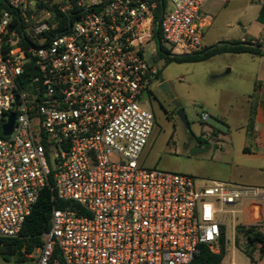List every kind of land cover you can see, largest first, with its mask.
Returning <instances> with one entry per match:
<instances>
[{"label":"built area","instance_id":"built-area-1","mask_svg":"<svg viewBox=\"0 0 264 264\" xmlns=\"http://www.w3.org/2000/svg\"><path fill=\"white\" fill-rule=\"evenodd\" d=\"M165 2L155 22L159 0H0V239L20 236L50 177L56 198L79 208H53L37 256L21 250L31 264H191L204 247L221 254L228 220L235 241L244 201L243 227L264 236L258 188L196 186L190 175L141 164L156 125L144 102L160 81L145 58L155 26L173 55L203 41L207 0ZM78 11L68 32L48 38L56 12ZM19 30L38 46L25 50Z\"/></svg>","mask_w":264,"mask_h":264},{"label":"rangeland","instance_id":"rangeland-1","mask_svg":"<svg viewBox=\"0 0 264 264\" xmlns=\"http://www.w3.org/2000/svg\"><path fill=\"white\" fill-rule=\"evenodd\" d=\"M50 22L55 23V19ZM164 46L171 51L169 45ZM145 58L160 67L161 77L169 89L168 95L185 110L190 127L186 129L176 115L167 118L163 113L153 111L156 125L142 155V166L190 175L195 178L196 186L221 181L255 187L264 192V159L256 156L260 149L251 136L254 109L248 111L242 99L245 93L253 91V83L242 77V70H246L247 64L232 61L234 69L231 72L225 58L167 64L160 57L155 40L146 47ZM203 113L209 115L207 121L202 120ZM209 134L212 136L209 137ZM48 164L51 169H56L53 155L48 158ZM246 206V201L239 206L240 212L235 216L237 227L243 226ZM243 233L236 229L234 241L228 220L225 259L229 261L234 257L239 264H264L261 248L251 247L256 262L246 254L248 243L242 237ZM33 256H37L36 251ZM19 258V252L9 259L0 256V264L32 263L28 259L20 262Z\"/></svg>","mask_w":264,"mask_h":264},{"label":"trees","instance_id":"trees-1","mask_svg":"<svg viewBox=\"0 0 264 264\" xmlns=\"http://www.w3.org/2000/svg\"><path fill=\"white\" fill-rule=\"evenodd\" d=\"M7 1V0H4ZM160 6L158 12L155 17V22L161 17L162 10L166 6L165 0H159ZM51 10V8H49ZM82 11H78L77 13H71L69 15H64L60 13H55V21L59 23V27L53 31L48 33V38L54 37L57 33H66L70 29V24L74 22V20L79 16V13ZM261 14L264 18V5L261 9ZM19 36L21 37V45L25 48V50H30L31 47L38 46L36 42L32 41V39L22 31H18ZM153 39L156 41L158 46V52L160 57L164 58L167 64L170 63H194V62H203L213 58L214 56L221 54H242V53H250L255 55H263L261 51L262 44L260 43H252V42H221L213 47L204 48L200 51L194 52L192 54H188L186 56L182 55H173L170 50H168L163 42L160 29L158 26H155ZM34 74L32 70V65H29L25 70V74L23 76L24 80H28ZM159 80L162 81L161 71H159ZM253 119H251V124ZM53 208H69L73 210H78L79 208L73 202H64L58 200L56 198V192L53 189V179L49 178L47 186L41 192V195L34 205L31 214L27 217L24 222L22 231L20 236L17 239L4 240L0 239V256L5 259L11 258L15 253L19 252L20 254V262L26 261L21 250L25 248L26 254L30 255L36 251L42 245V234L47 232L50 228V218ZM238 230L243 231L245 234V238L248 241V252L246 253L253 262H256L252 255L253 251L251 247H253L254 243L257 241H261L262 247L260 249L261 257L264 256V236L259 233H256L254 228H245L243 226L237 227ZM250 247V249H249ZM13 250L14 253L12 256L2 255V251ZM7 252V251H6ZM5 252V253H6ZM226 248L223 244L222 252L220 255L212 254L207 248H202L199 255H197L191 264H221V261L225 257Z\"/></svg>","mask_w":264,"mask_h":264},{"label":"crops","instance_id":"crops-1","mask_svg":"<svg viewBox=\"0 0 264 264\" xmlns=\"http://www.w3.org/2000/svg\"><path fill=\"white\" fill-rule=\"evenodd\" d=\"M263 5L264 0H207L202 9L204 34L201 47L210 48L221 42L233 41L263 45L261 48L263 55L260 56L250 53H227L211 58H225L230 72L234 69L232 61H243L247 64L246 70H242V77L253 83V91L245 93L242 99L248 111L254 109L253 122L250 123L253 128L251 136L254 144L260 149L256 156L262 159H264V18L261 14ZM222 123L227 125L225 122ZM247 129L246 126V134ZM261 259L264 260V256Z\"/></svg>","mask_w":264,"mask_h":264},{"label":"flooded vegetation","instance_id":"flooded-vegetation-1","mask_svg":"<svg viewBox=\"0 0 264 264\" xmlns=\"http://www.w3.org/2000/svg\"><path fill=\"white\" fill-rule=\"evenodd\" d=\"M168 93L169 89L164 80L153 83L144 95L145 105L154 112L163 113L167 118L170 115L177 116V111L181 107L174 98L169 97ZM2 252L5 253L4 251Z\"/></svg>","mask_w":264,"mask_h":264},{"label":"water","instance_id":"water-1","mask_svg":"<svg viewBox=\"0 0 264 264\" xmlns=\"http://www.w3.org/2000/svg\"><path fill=\"white\" fill-rule=\"evenodd\" d=\"M187 54H184L182 56H186ZM167 84V83H166ZM177 116L180 119V121L182 122V124L186 127V129H189V122L187 119V115L185 113V110L183 108H179V110L177 111ZM15 121V114L13 113L10 117L9 123L4 127V134L5 135H10L12 132V128H13V124ZM14 253V251L11 249L8 253H3L2 255H9L12 256Z\"/></svg>","mask_w":264,"mask_h":264}]
</instances>
